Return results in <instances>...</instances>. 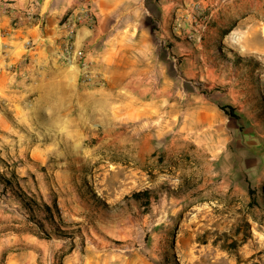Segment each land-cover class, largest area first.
Returning <instances> with one entry per match:
<instances>
[{"label": "rangeland", "instance_id": "1", "mask_svg": "<svg viewBox=\"0 0 264 264\" xmlns=\"http://www.w3.org/2000/svg\"><path fill=\"white\" fill-rule=\"evenodd\" d=\"M60 2L39 0L40 28ZM198 23L166 65L142 54L149 77L108 78L86 47L88 70L53 49L36 76L12 68L25 80L17 108L0 102V264H264V26L204 43Z\"/></svg>", "mask_w": 264, "mask_h": 264}, {"label": "crops", "instance_id": "2", "mask_svg": "<svg viewBox=\"0 0 264 264\" xmlns=\"http://www.w3.org/2000/svg\"><path fill=\"white\" fill-rule=\"evenodd\" d=\"M60 1L54 12L57 14L55 21L45 29L40 28L39 15H43L44 6L39 0L28 6L25 2L24 10L16 8L14 3L0 5V102L9 108H17L18 102L14 94L22 90L19 86L25 80L12 68L27 70L28 76L33 77L37 75L40 64L47 60L43 55L48 59L56 58L45 55L52 49L57 50L59 57L67 58L65 50L69 41L68 28L61 20L69 11L74 16H82L87 4L96 12L97 19L92 22L81 17L76 29L75 47H86L89 52L92 51L89 53L90 57L100 61L101 72L108 78L120 75L135 79L137 76L149 77L154 72L150 67H137L142 54L156 59L155 65L160 64L161 60L166 65V60L163 61L162 58L170 49L168 43L174 41L175 36L183 34L186 37L192 31L189 28L190 14L195 12V5L201 7L199 27L207 31L204 43L222 38L226 30L237 34L238 30L264 26V0H232L229 3L222 0ZM11 16L13 19L18 18V26H11L7 32H3L1 26L8 25ZM32 18L35 19L34 22ZM153 26L158 30L152 32ZM28 40L36 44L35 50L27 48ZM180 44L182 43L176 45ZM95 52L96 56L93 55ZM156 53L158 55L155 56ZM162 69L167 67L162 66ZM10 257L7 255V260L1 264H32L27 260H10Z\"/></svg>", "mask_w": 264, "mask_h": 264}, {"label": "built area", "instance_id": "3", "mask_svg": "<svg viewBox=\"0 0 264 264\" xmlns=\"http://www.w3.org/2000/svg\"><path fill=\"white\" fill-rule=\"evenodd\" d=\"M232 0H222V2L229 3ZM197 9H201L200 5L196 6ZM82 16L78 14L77 16H74L73 14H70L68 16V19L65 23L66 27L68 28V36L69 41L67 44V48L65 50V54L70 58H75L81 62L82 68L84 70L89 69V63L87 61V53L83 49H75V37H76V29L79 24V21L81 17H84L92 22H95L97 19V14L93 10L91 5L86 6V8L82 11ZM190 19L193 22L200 21L199 14L197 12L190 14Z\"/></svg>", "mask_w": 264, "mask_h": 264}, {"label": "trees", "instance_id": "4", "mask_svg": "<svg viewBox=\"0 0 264 264\" xmlns=\"http://www.w3.org/2000/svg\"><path fill=\"white\" fill-rule=\"evenodd\" d=\"M222 109L223 110H225L227 113H229L231 116H233V117H239V115L238 114H236V108L235 107H233V106H231V105H226V106H223L222 107ZM3 183H6V184H8L9 182H8V180H5L4 178L1 180ZM251 192H252V190H251ZM136 195V197H138L139 199H140V197L141 196H143V195H147V193L145 194V193H136L135 194ZM25 205H27L26 204V202H23Z\"/></svg>", "mask_w": 264, "mask_h": 264}]
</instances>
